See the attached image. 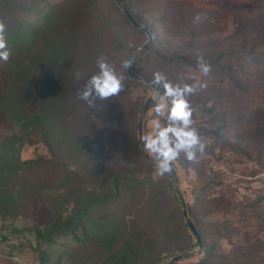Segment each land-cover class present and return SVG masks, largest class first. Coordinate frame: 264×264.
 Segmentation results:
<instances>
[{"label": "rangeland", "instance_id": "obj_1", "mask_svg": "<svg viewBox=\"0 0 264 264\" xmlns=\"http://www.w3.org/2000/svg\"><path fill=\"white\" fill-rule=\"evenodd\" d=\"M125 1L148 33L129 25L111 0H0V25L9 52L7 61L0 59V155L44 162L38 179L46 189L51 161L76 181L54 187V204L45 190L41 196L21 200L16 216L0 215V264H15L5 258L11 252L31 264L42 259L43 264H115L122 251L119 231L145 208L140 195L131 202L135 177L151 181L158 197L164 193L163 201L172 206L157 210V204L149 205L147 237L155 231V215L162 216L170 240L175 238L193 252L179 263H195L204 256L186 229L170 172L159 175L158 162L148 151L153 161L146 159L139 142L133 150L126 141L118 151L117 160L129 166L120 174L130 186L124 180L113 199L96 203L87 214L81 210L86 205L83 194L87 201L93 192L101 198L113 193L88 184L101 182L107 170L102 150L109 133L116 130L108 122L111 117H122L127 135L138 141L139 120L152 99L142 137L157 121L168 125L171 99L163 116L155 111L157 98L165 91L163 84L154 83L156 73L173 85L196 88L186 97L194 109L195 129L215 130L224 124L220 136L211 132L203 138L206 149L195 159L180 152L179 157L188 161L187 169L174 160V178L188 217L204 224L210 234L207 245H215L208 264H264V0ZM149 42L153 50L139 52L133 71L156 85L159 93L143 79H127L128 59ZM173 54L199 64H168L160 59ZM101 59L122 78V87L107 98L84 100L82 93L98 74ZM201 64L208 67L206 74ZM211 108L214 113L208 112ZM127 115L132 118L128 123ZM195 168L213 181L208 186L204 178L198 182ZM56 172L53 168L52 181ZM201 186L206 187L205 199L198 197ZM81 214L85 216L78 225ZM171 241L151 253L141 240L142 258L136 264H154L165 256Z\"/></svg>", "mask_w": 264, "mask_h": 264}, {"label": "trees", "instance_id": "obj_2", "mask_svg": "<svg viewBox=\"0 0 264 264\" xmlns=\"http://www.w3.org/2000/svg\"><path fill=\"white\" fill-rule=\"evenodd\" d=\"M111 1L114 4H117L115 2V0H111ZM122 3L130 10L132 15L134 16L133 12L130 9L129 4L125 0H122ZM118 7L119 6L117 5V8ZM124 16H125V19L128 22V24L131 25L132 27H134L133 24L130 22V20L127 18V16L125 14H124ZM134 18L136 19L135 16H134ZM144 31L147 33L149 32L148 29H146ZM141 33L145 34L144 32H141ZM146 50L148 52H151L153 50V46L150 45V46L146 47ZM161 58L164 60V62L168 61L167 62L168 64H171V63L174 64L175 62H184V63L189 64V65L199 64L197 62L196 63L195 62H189L188 59H186V57H183L182 55H179V54H173L168 58H164V56H161L160 59ZM134 63H135V61H134ZM132 69L134 70L133 65H132ZM127 79H129L131 81L135 80L131 77H127ZM150 79H153V77L150 76ZM160 90H161V93H163V89L160 88ZM130 112H132L131 108H130ZM208 112L214 113L213 108L208 110ZM126 118L127 119H125V120L127 121V123L130 122V119H132L129 117V115H127ZM121 120H123V119H122V117L120 118V116L117 119H115L114 117H111L110 120H108L110 126H112V127L116 126V130L113 133H109L108 139H107L106 144L104 146V150H102L104 152V154L107 156L106 159H107L108 163L106 164V167H105V169H107V170L104 173V176L102 177L101 182L96 181V180H92L90 183H88L89 185H92L94 187V189H100L101 188L105 192H112L113 191V193H109V195H104V197L101 198L97 195H94L95 192H93V193L89 194V197H87V201H86V198H84V196H83L84 194H83L82 195L83 202H85L86 205L83 204L84 206L81 209L83 211L82 213L87 214L88 211L90 210V208L93 207L96 203L108 202L110 199H113L112 196L117 195L118 190L123 185V181L126 180L125 176L120 174V172L128 170L127 168L129 166H128V164H121L120 160H117L118 151L122 146L126 145V141H127V144L129 147H130V145L133 146V145H136V143L138 144V142L140 143V141H139V139H138V141H136V139L135 140L132 139V141H131L130 137L127 135L128 131L122 127V126H124V124L122 123ZM208 127H198L196 129L197 134L200 138V142L203 145H204L203 138L205 136L210 135L211 132H213L214 134H216L218 136H220L224 132V124H221V123L216 127L215 130L214 129H208ZM122 134H123V137H122L121 141L118 140L116 142V137H118L119 135H122ZM222 142L225 143V140H223ZM127 148L124 147L125 150H127ZM205 149L206 148L204 146L203 151L201 152L199 146H197L196 148L193 149V151H195V153L197 155V154L203 153L205 151ZM133 150H135L134 146H133ZM179 156L177 157L176 160L180 161V165H182L183 168L187 169L189 167L188 161L185 162V160H183ZM109 157H113V158L111 159ZM172 163H173L174 172H175L174 161H172ZM41 168L44 169V162H41L39 159L22 162L19 160L18 157L12 156V158H9L7 156L3 157V155H0V215H2L3 217H5L9 214L12 216H14V215L16 216V212H18V210H19V204H20L21 200H29L31 198L41 196L42 192H44L45 190H49L48 192H50V194L48 197H49V199H51V203L54 204V201L56 198L53 195L54 191H55L54 187L66 186L67 184H71V185L76 184V181H74L68 175L69 174L68 170H66L65 168H60V169L56 168L54 165H52V161H51L49 167H46V173H47L46 175H49V178L47 180L48 189H46L43 185V180L38 179V177H40L39 170H41ZM53 168L58 170V172H56V176H55L56 179L54 181L51 180V177L53 174L52 173ZM194 170L197 173L196 176H197L198 182H199V180L204 178L203 182H205V180H207L208 182L206 184L208 186V183H211L213 181V179L208 178V176H206V175L202 176L205 174L203 171H199L196 168ZM133 180L136 182V184H135V189H136L135 193L136 194L132 197L131 202L136 201L137 198H140V196H141L143 199V202L145 203L144 204L145 208L143 209L142 212L137 213L136 217L138 219H136V217H134L133 219H131V221L124 222V227L121 229L123 231H121V230L119 231V232H121L122 236H121V238L118 239V244L120 245L118 247L121 248L122 251L119 254L118 259H116L117 261L115 264H136L138 262V260H140L142 258L141 253H140L141 252L140 249L142 247V245H140L141 240L143 241L144 246L151 248V250L150 249L149 250L152 253V250L155 249V247L157 245L163 244V242H167V241L170 242L171 241L170 239L172 238V235L170 234V230H168L166 227V223L164 221V218L162 216L160 217L158 215H155L156 222L153 225V228L155 231L147 237L146 234L151 232V227H148L144 222L149 221L148 214H149V212H151L149 205L157 204V206H156L157 210H158V207L163 208V210H165V209L169 210V208L171 209L172 206L163 201L162 198L165 196L164 193L161 195V197H158V194H156V192L153 189L154 184L151 181H147V180L143 179L142 177H135ZM126 181H127L126 185H128L130 183V181L129 180H126ZM79 184L83 185V182L82 183L80 182ZM88 184H86V185H88ZM131 184H132V182H131ZM171 185L174 187V184H171ZM128 186H130V184ZM173 187H172V191H173V193H175V199L179 203H181L178 195H176L177 194L176 191H174L175 188L173 189ZM205 189H206V187H204V186H201L200 189H198L199 190V194H198L199 199H205L202 196L203 191H205ZM198 190H196V191L198 192ZM45 196H47V194H45ZM224 200H225L224 198L220 199V201H222V202ZM227 203H230V202H227ZM59 204H61V203L59 202ZM136 205L137 204H134V206H136ZM222 205L226 206L225 203ZM218 206H220V205H218ZM225 209H228V207H226ZM232 209L234 210L235 207H233ZM157 210H155V214H156ZM84 216H85L84 214H81L79 217H77L76 220H78V225H81L82 218ZM124 218H125V216L123 217V219ZM192 221L198 229V232L200 235L201 246L203 248L202 252H203V255L205 257L203 256V257L199 258V260L197 262L190 263V264H208L209 260L213 256V251L215 250V245L213 242H210V241H209L210 245H207V237L210 234H209V232H206L207 229L204 226V224L199 225L198 224L199 221L197 219L196 220L193 219ZM186 229L191 231L187 225H186ZM54 230L56 231L55 227H54ZM191 236L198 243V239L194 235V233L191 234ZM172 241H174V242H172ZM172 241H171L172 243H170V245H168V248L166 249L165 256H163V258L158 259L157 262H155L154 264H158L160 261L165 260V259H169V258H171V260H172L175 257H178L179 255H182L189 250L188 245H183V243L176 242L175 238ZM136 243L138 246L136 245ZM12 255H14V254L11 252L10 256H12ZM43 262H44V259H42L40 264H43ZM179 262H175L174 264H181Z\"/></svg>", "mask_w": 264, "mask_h": 264}, {"label": "clouds", "instance_id": "obj_3", "mask_svg": "<svg viewBox=\"0 0 264 264\" xmlns=\"http://www.w3.org/2000/svg\"><path fill=\"white\" fill-rule=\"evenodd\" d=\"M199 19V16L197 17ZM6 42L3 36V25H0V59L7 61L9 52L6 50ZM99 72L91 77L82 93L81 98L89 100V97H99L101 99L112 96L120 91L121 77H118L114 69L103 59L98 62ZM201 68L206 74L208 67L201 64ZM154 83L163 84L164 95L158 97L155 107L157 115L163 116L168 108L167 99H171V107L167 112L168 125L162 127L157 121L153 131L143 137L145 149L154 159L158 161V174L163 176L170 172V163L177 159L180 152H185L188 160L196 158L194 148L199 146L203 151L197 130L193 127L194 109L188 103L186 97L196 91L194 86L185 84L183 87L173 85L168 82L161 73L155 74ZM93 93L95 96H93ZM91 103V101H89Z\"/></svg>", "mask_w": 264, "mask_h": 264}, {"label": "water", "instance_id": "obj_4", "mask_svg": "<svg viewBox=\"0 0 264 264\" xmlns=\"http://www.w3.org/2000/svg\"><path fill=\"white\" fill-rule=\"evenodd\" d=\"M115 2L117 3V5L120 7V9L123 11V13L127 16V18L130 20V22L133 24L134 27L138 28V29H142V30H146L144 27H142L138 21L134 18V16L132 15V13L130 12V10L122 3V0H115ZM151 45V42L147 43L144 47L140 48L139 51H137L135 54H133L127 61V71H128V74L131 78L133 79H143L146 83L150 84L153 88L156 89V91L159 93V88L154 85L151 81H149L148 79L146 78H141L139 75H137L133 69H132V62L133 60L136 58V56L139 54V52H141L144 48L148 47ZM152 104H154V101L151 99L149 100L145 106H144V109H143V113L140 117V120H139V124H138V139L142 145V149H143V152L145 154V157L149 160V161H153V159L150 158V156L146 153V149H145V143L143 141V137H142V133H143V123H144V116H145V113L146 111L149 109V106ZM157 161V160H156ZM170 168H171V171H170V175L171 177L173 178L174 182V187H175V191L182 203V206H183V215H184V221L186 223V225L189 227V229L194 233V235L197 237L198 239V244L201 245V242H200V235H199V232H198V229L197 227L195 226V224L193 223V221L191 219H189L188 217V212H187V206H186V202H185V199H184V196L181 192V190L179 189L178 187V184L177 182L175 181V178H174V166H173V163L171 162L170 163ZM193 254V252H186L182 255H179L178 257H175L174 259H172L168 264H174L175 262H179V261H182L184 259H188L189 257H191Z\"/></svg>", "mask_w": 264, "mask_h": 264}, {"label": "built area", "instance_id": "obj_5", "mask_svg": "<svg viewBox=\"0 0 264 264\" xmlns=\"http://www.w3.org/2000/svg\"><path fill=\"white\" fill-rule=\"evenodd\" d=\"M0 241H2L1 237H0ZM5 258L9 259L15 264H31V263L26 262L22 257L17 256V255L5 256Z\"/></svg>", "mask_w": 264, "mask_h": 264}]
</instances>
